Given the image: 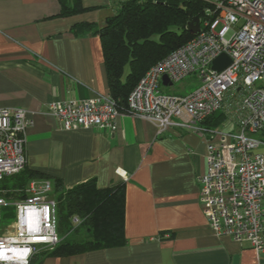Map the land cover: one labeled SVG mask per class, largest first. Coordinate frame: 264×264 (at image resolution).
Segmentation results:
<instances>
[{
    "label": "crops",
    "instance_id": "obj_1",
    "mask_svg": "<svg viewBox=\"0 0 264 264\" xmlns=\"http://www.w3.org/2000/svg\"><path fill=\"white\" fill-rule=\"evenodd\" d=\"M110 0H80L60 16L59 0H0V110L24 108L26 170L65 188L94 179L97 188L124 182L125 242L40 264H264L247 243L217 237L198 203L205 144L193 133L156 127L122 111L113 133L63 130L49 104L109 94L101 39L74 32L102 28L114 15ZM264 153V152H263ZM124 175V178L121 176Z\"/></svg>",
    "mask_w": 264,
    "mask_h": 264
},
{
    "label": "built area",
    "instance_id": "obj_2",
    "mask_svg": "<svg viewBox=\"0 0 264 264\" xmlns=\"http://www.w3.org/2000/svg\"><path fill=\"white\" fill-rule=\"evenodd\" d=\"M209 7L199 32L152 66L129 94L128 114L169 130L198 135L205 144V172L197 179L198 203L217 237L264 252V0H201ZM226 55L222 71L213 61ZM188 77L187 93L163 91ZM65 131L117 130L120 111L107 96L49 104ZM223 115L218 128L203 123ZM33 125L24 108L0 110V182L26 168L25 132ZM124 178V175L121 176ZM11 198L0 191V264H29L59 241L57 201L48 180L32 179ZM11 210H7V208ZM260 264V263H257Z\"/></svg>",
    "mask_w": 264,
    "mask_h": 264
},
{
    "label": "trees",
    "instance_id": "obj_3",
    "mask_svg": "<svg viewBox=\"0 0 264 264\" xmlns=\"http://www.w3.org/2000/svg\"><path fill=\"white\" fill-rule=\"evenodd\" d=\"M110 2L114 6V15L106 20L102 28L77 24L73 26V31H88L101 39L108 95L122 112L127 110V98L143 75L195 36L187 30V25L197 18L201 27L209 5L201 0ZM59 4L60 16L74 15L80 9V0H59ZM126 68L128 72L125 74ZM223 119L221 113H216L203 125L218 128ZM32 179L48 180L52 184V195L57 201V234L60 238L52 250L45 249L34 254L29 264H40L47 256L75 255L125 242L123 181L99 189L95 180L90 179L65 188L60 180L49 179L25 168L0 184L7 189H22ZM81 230L84 238L61 240L62 235L78 234Z\"/></svg>",
    "mask_w": 264,
    "mask_h": 264
},
{
    "label": "rangeland",
    "instance_id": "obj_4",
    "mask_svg": "<svg viewBox=\"0 0 264 264\" xmlns=\"http://www.w3.org/2000/svg\"><path fill=\"white\" fill-rule=\"evenodd\" d=\"M127 72H128V69L126 68L125 69V74ZM196 87H197L196 78L188 77L187 79H185L181 83L174 84L172 87L165 88L163 91H165L166 93H169V92H180V93H184L185 94L187 92H190V91L194 90ZM8 184L11 185L12 183L8 182ZM8 190H10V191H8ZM15 190H19V189L3 188L2 184H0V191L1 192H7V196H9L11 198H15L16 195L18 194V193H16ZM11 219H12V215L3 216V220H2V224L1 225L4 226V225L8 224L11 221ZM1 225H0V227H1ZM84 236H85V234L81 230L78 234L62 235L61 236V240H63L64 238H67V239H72V238H74V239H82V238H84Z\"/></svg>",
    "mask_w": 264,
    "mask_h": 264
},
{
    "label": "water",
    "instance_id": "obj_5",
    "mask_svg": "<svg viewBox=\"0 0 264 264\" xmlns=\"http://www.w3.org/2000/svg\"><path fill=\"white\" fill-rule=\"evenodd\" d=\"M187 30L192 34H197L199 32L198 19L195 18L193 21L189 22L187 25ZM230 64V60L226 55H220L212 63V69L215 71H222L225 67ZM162 84L164 86H171L166 76L161 78ZM233 264H237V258L233 259Z\"/></svg>",
    "mask_w": 264,
    "mask_h": 264
}]
</instances>
